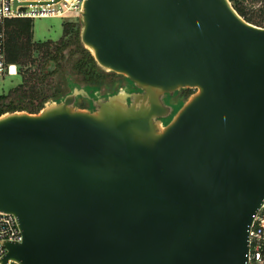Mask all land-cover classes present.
I'll list each match as a JSON object with an SVG mask.
<instances>
[{
    "label": "water",
    "instance_id": "water-1",
    "mask_svg": "<svg viewBox=\"0 0 264 264\" xmlns=\"http://www.w3.org/2000/svg\"><path fill=\"white\" fill-rule=\"evenodd\" d=\"M81 18L97 65L144 94L91 111L74 88L0 117V212L23 235L1 263L248 264L264 202V27L230 0H85ZM182 90L194 93L172 116L161 97Z\"/></svg>",
    "mask_w": 264,
    "mask_h": 264
},
{
    "label": "trees",
    "instance_id": "trees-1",
    "mask_svg": "<svg viewBox=\"0 0 264 264\" xmlns=\"http://www.w3.org/2000/svg\"><path fill=\"white\" fill-rule=\"evenodd\" d=\"M256 1H261L264 5V0ZM234 8L249 23L259 27L263 24L264 27V17L257 21L248 18L247 13L237 5H234ZM81 30L67 23L58 43H37L33 39L30 19H14L7 23V59L19 66L22 81L7 94L0 95V117L13 112L38 114L47 102L60 101L64 98L66 89L63 87V82L67 81V77H63V74L57 84H54L53 79L58 70L74 54L80 55L75 66L77 70L75 75L85 84L97 87L104 85V70L97 65L93 55L83 46ZM191 94L192 90H189L186 96L189 97Z\"/></svg>",
    "mask_w": 264,
    "mask_h": 264
},
{
    "label": "built area",
    "instance_id": "built-area-1",
    "mask_svg": "<svg viewBox=\"0 0 264 264\" xmlns=\"http://www.w3.org/2000/svg\"><path fill=\"white\" fill-rule=\"evenodd\" d=\"M85 0H0V79L16 77L19 66L6 54L7 23L14 19L81 17ZM16 2L18 3L15 6ZM27 3V5L25 4ZM23 235L16 218L0 212V264L8 250L5 243H21ZM6 264H18L9 260ZM248 264H264V202L257 212L250 231Z\"/></svg>",
    "mask_w": 264,
    "mask_h": 264
},
{
    "label": "rangeland",
    "instance_id": "rangeland-1",
    "mask_svg": "<svg viewBox=\"0 0 264 264\" xmlns=\"http://www.w3.org/2000/svg\"><path fill=\"white\" fill-rule=\"evenodd\" d=\"M232 5H237L238 7L242 8L246 13L248 18H253L261 20L264 17V5H262L261 1H256V0H233ZM32 21V33H33V39L34 42L37 43H45V42H53V43H58L60 39L63 36V28L64 25L67 23H71L75 25L77 28L80 30L83 27L82 23V18L80 17H71L67 19H61V18H41V19H35L31 20ZM263 27V24L261 25ZM82 50V48H80ZM80 59L79 54H74L68 62H66L60 70H58L57 74L54 76V84H57V82L60 80V77H67V81L63 82V87L66 89L65 94L68 95L73 92L74 88H79L81 90H84L88 93L89 97H83L79 96L77 103H76V108L82 109V107H86L87 103L91 100H99L104 98V85L101 86H94V85H88L82 82L79 78V76L75 75L77 70L75 69V66L77 64V61ZM105 71V70H104ZM21 74L19 73L18 76L16 77H11V78H5L3 80L0 79V95L7 94L8 91L16 86H18L21 81L22 77L20 76ZM122 76V75H119ZM124 76L120 78L121 82L123 80ZM126 78V77H124ZM132 86V84L128 81H126L125 86ZM129 86V87H130ZM118 91V90H117ZM189 90H182L178 92L177 94H180L179 97V103L175 105L172 109V116L175 115V113L178 111V109L182 106L183 103H185L189 97L186 96V93ZM122 93V92H119ZM118 93V94H119ZM194 91H192V94ZM65 95V96H66ZM116 95V94H115ZM113 96V95H112ZM110 97V96H109ZM108 97V98H109ZM59 100V99H58ZM104 100V99H103ZM52 101V100H51ZM85 110H91L94 111L95 109L93 108H88ZM169 119V118H168ZM167 119V120H168Z\"/></svg>",
    "mask_w": 264,
    "mask_h": 264
},
{
    "label": "flooded vegetation",
    "instance_id": "flooded-vegetation-1",
    "mask_svg": "<svg viewBox=\"0 0 264 264\" xmlns=\"http://www.w3.org/2000/svg\"><path fill=\"white\" fill-rule=\"evenodd\" d=\"M120 78H122V76H119L118 74L112 73V72H107L104 71V101L108 99L109 96L118 94L119 92L122 93H126L129 94L130 96H132L131 98H129V103L131 99H134V95H141L144 94V91H142L139 87L135 86V84L130 81L128 78H124L126 80H123L121 82ZM126 81L130 82L132 84V86H125ZM118 90V91H117ZM188 92V91H187ZM176 93H165L162 97H161V101L165 106L171 107L173 108L175 105H177L179 102V97L180 94ZM184 93H186L184 91ZM97 101L98 100H91L87 103L86 107H82V109H97Z\"/></svg>",
    "mask_w": 264,
    "mask_h": 264
}]
</instances>
